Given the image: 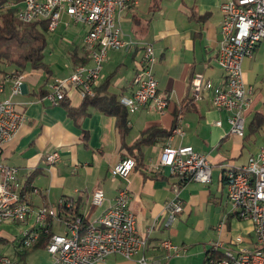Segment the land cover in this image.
<instances>
[{
  "label": "crops",
  "instance_id": "obj_1",
  "mask_svg": "<svg viewBox=\"0 0 264 264\" xmlns=\"http://www.w3.org/2000/svg\"><path fill=\"white\" fill-rule=\"evenodd\" d=\"M222 1H130L118 19L122 37L152 43L157 57L153 66L157 90L167 96L168 102L161 112L147 104L128 112L129 129L123 135L117 129L114 116L92 106L84 113L71 115L69 108L76 110L82 103L81 95L71 86L66 89L62 103L51 105L44 98L49 82L67 78L77 64H88L81 49L82 38L78 45L74 40L70 42V62L64 67L57 65L60 72L48 65L47 69H16L20 72L22 87L13 101L25 114V121L12 140L3 146L1 160L18 169L21 194L28 204L33 207L55 205L59 199L69 198L77 204L83 219L92 222L113 201L117 189L126 186L137 231L147 236L144 254L148 258H156L161 264H202L206 251L216 240L223 241L232 251L256 246L252 222L239 217L227 200L223 167L227 163L235 166L245 163L250 154L264 146V122L258 130L249 133L253 117L258 113L264 115V39L256 46L253 56L245 58L241 64L245 82L253 86L243 137L229 133L227 113L212 107L209 90L203 89L201 98L194 100L190 89L196 73L214 84L223 82V72L216 62ZM80 27H70L69 19L61 18L54 30L77 33L82 30L85 34V26ZM139 56V46L109 50L97 87L116 95L118 100L130 95ZM1 68L2 71L15 69ZM9 92L7 82L0 99L8 97ZM217 120L219 125L215 123ZM153 125L166 130L181 127L183 134H173L169 144L190 145L207 155L211 164L208 183L181 181L158 164L170 133L154 144L138 149L132 147L141 132ZM53 149L59 150L60 158L47 165L45 155ZM131 149L136 151L138 163L124 181L113 174L112 168ZM95 189L103 191L100 204L91 203ZM175 189L184 206L181 213L170 218L167 204ZM222 220L224 224L218 232L216 225ZM56 228L62 229L55 224L53 229ZM236 236L242 238L239 244L230 242ZM0 238L1 243L9 242L1 235ZM14 238L10 239L12 243L17 240ZM165 239L186 249L173 255L159 247V242ZM13 248L11 257L15 263L27 264L30 251L20 259L15 243ZM109 258L116 264H136L137 256L129 260L111 255L97 264H107Z\"/></svg>",
  "mask_w": 264,
  "mask_h": 264
},
{
  "label": "built area",
  "instance_id": "obj_2",
  "mask_svg": "<svg viewBox=\"0 0 264 264\" xmlns=\"http://www.w3.org/2000/svg\"><path fill=\"white\" fill-rule=\"evenodd\" d=\"M131 0H21L10 2L17 6L16 17L22 23L46 21L47 30L56 29L62 15L69 21L85 26L81 49L88 64H77L71 74L64 79L48 83L44 98L51 104H58L65 98L66 89L75 88L81 97L93 96L98 85L108 51L129 46H139L140 56L132 82L134 89L128 96H121L119 102L128 111L148 105L161 112L168 98L158 92L153 66L157 57L152 43L137 42L122 37L118 19ZM221 22L219 41L216 49V62L223 72V82L214 84L196 73L190 82L192 99L199 100L202 90L210 91L212 107L227 113L229 133L243 137L245 114L251 102L253 86L247 84L242 72V61L251 58L258 43L264 39V0H224L219 5ZM10 83L8 97L0 99V225L6 222L27 223L33 218L32 228H28L17 240V253L29 248L39 238L40 233L48 235L45 248L52 257V264H97L111 255L124 259H135L136 264H161L156 258L144 254L147 236L140 235L136 228V217L129 208L130 193L126 186L119 187L113 201L94 221L83 224L82 216L69 214L73 200L59 199L57 204H42L33 207L21 195L18 169L1 160L3 146L12 140L25 121V114L17 109L13 97L20 93L22 79L16 69L8 70L0 77V94ZM216 125L220 124L217 120ZM173 134H183L180 126H173L158 157V164L168 168L170 174L181 181L208 183L211 178V164L207 155L190 145L171 146ZM60 158L58 149L45 155L47 165ZM135 161L130 156L122 157L112 168L113 174L127 180L133 171ZM224 177L227 200L238 212V216L252 222L256 246L253 249L239 247L232 251L221 240L211 243L208 250L222 252L225 259L216 264H264V146L250 154L245 163L235 166L225 164ZM35 191H37L34 188ZM103 191L95 189L91 203L100 204ZM183 201L177 189L167 204L170 218L183 210ZM66 211V212H65ZM61 226L55 232L54 225ZM224 221L216 225L221 231ZM240 236L230 242L239 244ZM159 247L173 255L186 249L169 240L159 242ZM211 263L212 260L210 259ZM0 264H16L13 257L0 253Z\"/></svg>",
  "mask_w": 264,
  "mask_h": 264
},
{
  "label": "trees",
  "instance_id": "obj_3",
  "mask_svg": "<svg viewBox=\"0 0 264 264\" xmlns=\"http://www.w3.org/2000/svg\"><path fill=\"white\" fill-rule=\"evenodd\" d=\"M10 2L19 3L21 0H0V65L6 63L12 66V68L20 71L24 70L26 67L47 69V65L43 61V50L46 45L45 33L48 31L46 21H35L31 23L20 22L16 17L17 6H9ZM0 70L2 74L6 72L5 70L2 71L1 67ZM64 100L65 99L59 103H62ZM90 106L98 109L104 114L114 116L120 134L123 135L129 129V111L119 102L116 95L106 93L105 90L96 86L93 96L83 97L79 108L76 110L69 108V111L71 115L78 112L84 113ZM263 122L264 115L261 113L256 114L249 124V133L258 130ZM169 133L170 129L166 130L155 125L150 126L141 132L139 138L133 143L132 147L138 149L142 145L154 144L165 139ZM126 156L132 157L136 166L138 163L136 151L133 152L131 149ZM67 212L69 214H78L81 216L78 213L77 204L67 209ZM86 223L87 222L83 219V224ZM47 238V234L43 232L40 233L39 238L32 246L17 253V255L22 259L27 252L36 248H44ZM14 240H16V238H14ZM1 241L2 239L0 238V242ZM225 258L222 252L207 250L202 264H216L217 261ZM210 259L212 260L211 263L209 262Z\"/></svg>",
  "mask_w": 264,
  "mask_h": 264
},
{
  "label": "rangeland",
  "instance_id": "obj_4",
  "mask_svg": "<svg viewBox=\"0 0 264 264\" xmlns=\"http://www.w3.org/2000/svg\"><path fill=\"white\" fill-rule=\"evenodd\" d=\"M63 20H68L67 15H62ZM70 27L78 26L73 22L69 21ZM81 28V27H80ZM86 30V28H85ZM86 32V31H85ZM82 35H84V31H80L79 33L73 32H65L62 30H54L47 31L45 33L46 36V45L43 50V61L46 65L50 66L51 69H54L55 72H60L59 67H64L67 63L70 62L71 53V43L73 40L78 44H80ZM0 67L12 68V66L4 63L1 64ZM64 79V78H62ZM248 118L246 119V121ZM33 219L28 223H17V222H7L2 223L0 225V235L3 238H7L9 242L6 244L0 242V253H4L6 255H13V245L10 239L13 237H20L31 225H33ZM55 232H61V229L56 228ZM16 244V243H15ZM107 261V264H116L110 260ZM35 261V262H34ZM53 260L51 255L47 252L46 248H36L29 252L27 256V264H52Z\"/></svg>",
  "mask_w": 264,
  "mask_h": 264
}]
</instances>
